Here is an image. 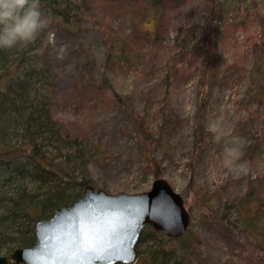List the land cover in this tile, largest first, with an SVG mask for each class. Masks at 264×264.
Segmentation results:
<instances>
[{"label":"rangeland","instance_id":"obj_1","mask_svg":"<svg viewBox=\"0 0 264 264\" xmlns=\"http://www.w3.org/2000/svg\"><path fill=\"white\" fill-rule=\"evenodd\" d=\"M206 1L158 0L164 12L155 17L145 0H78L79 22H52L34 42L7 49V59L46 61L39 79L50 83V112L78 139L73 147L84 150L96 189L148 191V155L155 159L191 218L181 241L164 245L185 244L196 264H264V0H212L211 41L203 28ZM180 24L183 35L196 32L199 44L182 49ZM108 33L118 41L112 56ZM198 113L206 133L194 143ZM165 115L172 125L150 146L146 139H156ZM232 146L241 151L229 157ZM251 211L259 215L256 231L241 219ZM160 238L145 234L139 250Z\"/></svg>","mask_w":264,"mask_h":264},{"label":"trees","instance_id":"obj_2","mask_svg":"<svg viewBox=\"0 0 264 264\" xmlns=\"http://www.w3.org/2000/svg\"><path fill=\"white\" fill-rule=\"evenodd\" d=\"M145 1L151 5L147 7V13L159 17L164 12V7H160L158 0ZM40 2L43 13L52 22L63 27L77 23L82 18L83 8L79 7L78 0ZM206 4L207 20L203 28H208L206 36L211 41L213 19L209 16L214 15L216 9L212 0H207ZM230 26L231 24H227V27ZM185 28V24H180L176 32L184 42L183 50L187 48L186 45L191 48L199 44L196 32L183 35ZM144 37L149 39L147 34ZM104 38L108 54L112 56L118 48L117 38L115 34L109 33ZM155 40H158V35ZM180 53L182 50L178 52ZM8 55L9 51L0 50V253L1 248L7 247L6 254L16 248L31 246L35 241L34 223L40 219H48L58 207L68 205L81 196L86 185H92L85 152L80 147H73L78 139L71 137L68 131H62L50 112V83L39 79L41 72L48 70L46 61L37 55L23 54L9 61ZM253 57L255 69H259L262 57L260 54ZM114 100L123 104L128 114L134 113L128 103L123 102L117 94ZM197 122L199 124L194 128V143L197 137L199 142H203L205 137L203 113L197 114ZM171 125L165 115L156 139L148 136V144H157L163 139V130ZM139 128L143 129L141 123ZM65 144L70 145V148L64 153L63 150L67 148ZM96 150L97 154L101 153L99 148ZM238 150L237 154L241 147ZM148 162L149 173L154 179L159 178L161 172L150 154ZM77 172H80L81 177H77ZM252 211L250 214H243L241 219L243 224L250 225L256 231L259 215ZM148 233L160 235L151 227H146L140 234L137 247ZM160 237L162 243L149 247L147 251L139 250V259H142L143 264H196L193 258L190 259L185 244L180 242V245L173 248L164 245L165 241H181L182 237Z\"/></svg>","mask_w":264,"mask_h":264},{"label":"water","instance_id":"obj_3","mask_svg":"<svg viewBox=\"0 0 264 264\" xmlns=\"http://www.w3.org/2000/svg\"><path fill=\"white\" fill-rule=\"evenodd\" d=\"M190 221L183 198L164 178L140 193L110 194L86 185L81 196L34 223L31 246L0 255V264H136L146 226L176 239Z\"/></svg>","mask_w":264,"mask_h":264},{"label":"clouds","instance_id":"obj_4","mask_svg":"<svg viewBox=\"0 0 264 264\" xmlns=\"http://www.w3.org/2000/svg\"><path fill=\"white\" fill-rule=\"evenodd\" d=\"M52 23L41 9L40 0H0V49L34 42ZM238 147L226 149L234 157Z\"/></svg>","mask_w":264,"mask_h":264}]
</instances>
